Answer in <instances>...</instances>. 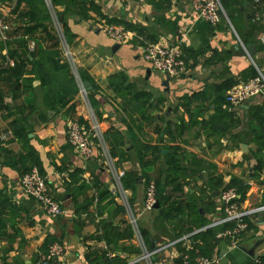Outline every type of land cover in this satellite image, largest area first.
I'll use <instances>...</instances> for the list:
<instances>
[{
	"label": "crops",
	"instance_id": "obj_1",
	"mask_svg": "<svg viewBox=\"0 0 264 264\" xmlns=\"http://www.w3.org/2000/svg\"><path fill=\"white\" fill-rule=\"evenodd\" d=\"M179 1L86 0L83 13L78 5L65 12L62 4L55 6L78 75L82 81L89 79L86 100L79 88L67 96L69 104L75 102L72 111H66L69 104L62 107L45 95L33 73L24 74L15 93L0 77V264H40L54 243L61 246L52 258L55 264H138L133 262L143 249L152 251L185 235L156 252L152 264H180L184 253L212 257V264L264 260V209H259L264 206V93L236 106L225 100L230 87L264 66V30H252L256 24L264 28V23L255 16L253 0H221L229 23L220 18L213 26L195 21L190 2ZM15 4L0 0V24L8 26L4 38L0 35V69L14 63L5 42L16 38L14 21L28 9L21 2L13 13ZM49 15L63 56L60 34ZM105 24L132 31L133 38L118 43ZM43 36L40 29L33 32L26 41L28 50L20 48L27 51L23 56L31 58L29 43ZM138 37L177 45L185 61L183 75L170 78L152 69L136 45ZM236 43L241 49V43L254 44L253 54H238ZM42 46L50 48L52 41L43 40ZM120 74L130 89L116 93L108 81ZM29 78H34L32 83ZM71 119H82L84 128L98 125L102 139L91 137L88 158L67 140ZM176 148L181 154L174 153ZM172 156L179 158L178 167L170 165ZM28 167L44 178L62 215L48 216L39 202L22 194L20 173ZM122 177L130 180L128 186ZM175 179L181 181L178 191L173 189ZM146 180L156 183L160 197L188 203L183 209L188 216L170 212L164 219L161 210L170 204L164 199H157L158 208L143 209ZM229 181L232 186H226ZM240 184L246 186L238 200L245 228L234 234L233 245L222 234L236 222L225 221L219 195L225 186L236 189ZM102 191H107L104 198ZM105 223L130 234L112 235L109 241ZM207 228L213 238L204 247L196 234Z\"/></svg>",
	"mask_w": 264,
	"mask_h": 264
},
{
	"label": "built area",
	"instance_id": "obj_2",
	"mask_svg": "<svg viewBox=\"0 0 264 264\" xmlns=\"http://www.w3.org/2000/svg\"><path fill=\"white\" fill-rule=\"evenodd\" d=\"M49 12L52 14L54 19V24L56 29L60 34V39L63 45V56L69 62L74 74L79 93L84 100L87 97V90L83 84V81L78 75L75 68L73 58L66 45V41L62 33H60V25L55 16L54 6L51 0H44ZM190 9L195 21H202L211 26L216 25L220 18H224L226 22L229 23L228 18L222 8L220 0H190ZM254 7L256 9L255 16L264 23V1L263 0H253ZM8 29L6 24H0V35L4 38V31ZM104 30L107 34L116 42H128L133 38L134 33L132 31L126 30L119 25L105 24ZM261 41L264 43V31L261 34ZM136 45L141 47L142 56L148 65L167 77H177L183 75L185 72V61L182 58L181 50L177 45H166L161 43H151L141 37H138ZM34 42L29 43V47L33 48ZM241 47L244 52L247 53L245 45L241 43ZM256 73L251 78L230 87L225 93V100L229 104L236 106L249 99L250 97L257 95L259 93H264V66H256ZM66 137L68 142L79 151V153L88 158L92 153L91 137H95L101 140L100 130L98 125L93 122L87 128H84L77 120L71 119L67 123ZM123 175L121 171L118 173V178ZM19 186L23 195L35 199L40 203L45 213L50 217H56L62 215L64 210L61 208L59 203L52 198L47 190V186L44 178L40 175L35 167H32L28 172H25L20 176ZM220 200L222 202V210L225 214V221H234L236 226L233 229H226L222 235H227L230 237L232 244H235L234 234L238 233L245 228V224L242 222L241 218L244 216V211L239 207L238 194L236 189L233 187H225L220 192ZM127 203V201H124ZM157 202L155 183L150 181L145 188L144 198H143V209L153 210L154 205ZM128 204V203H127ZM259 209H264L261 206ZM131 213V212H130ZM131 222L135 223V218L132 213L130 214ZM188 236L185 235L180 239H175L167 243L161 244L156 249L152 251L143 249L139 256L134 260L133 263L138 264H152L151 257L155 255L156 252L166 249L169 246H174L181 239H186ZM61 252V246L57 243L51 245L49 253L45 256L44 260L40 264H55L52 261L53 256L58 255ZM216 259L208 256H190L189 253H184L181 256L180 264H212ZM129 264V263H128ZM132 264V263H130ZM255 264H264V260L257 258Z\"/></svg>",
	"mask_w": 264,
	"mask_h": 264
},
{
	"label": "trees",
	"instance_id": "obj_3",
	"mask_svg": "<svg viewBox=\"0 0 264 264\" xmlns=\"http://www.w3.org/2000/svg\"><path fill=\"white\" fill-rule=\"evenodd\" d=\"M221 1V0H220ZM21 2H24L28 9L22 13L17 14V20H15V27L13 32L15 35L17 34L16 38L12 41H6L5 45L7 46V50L9 53V56L14 60V63L12 65H7L5 68L0 69V77L9 85L10 91L12 93H15L19 90L21 87V82L23 81L24 74H34L33 77H37L40 79V84L42 87L45 88V95L55 97L56 101L60 104V106L64 107L66 104H69V97L68 95L72 94L75 90L78 91V84L73 78V74L71 72V67L69 62L62 56L61 50L58 46V36L55 32V29L52 26V21L49 15V12L45 5H43V2L41 0H16V4L13 8V13H17V8ZM39 3L42 4V8L39 7ZM52 5H63L64 10L63 12L67 11L71 6L78 5L80 7L81 12L83 13L87 8L84 7L86 0H51ZM224 5V4H223ZM90 8H92V3H89ZM85 17L84 15H82ZM59 23L61 24V20L59 19ZM130 27V26H127ZM37 29H40L44 36L41 38V40H34V47L31 51H29L31 58H28L26 56H23V53L21 52L20 48L24 47L28 50L26 41L27 38H33L32 33L35 32ZM141 30V29H140ZM252 30L256 31H263L264 28L260 25H255L252 27ZM63 35L65 37V40H68L66 30H62ZM140 32H143L142 30ZM254 32V33H255ZM49 40L52 41V46L50 48L43 47L42 41ZM11 44H14L13 47H10ZM61 56L63 58H61ZM30 65V69H27V66ZM80 75V74H79ZM255 75L254 74L252 76ZM82 78V75H80ZM121 78V79H118ZM124 76L122 74L111 76L109 77L108 86L114 90V92L117 93L118 89H130V87H127L124 85L123 80ZM34 78H29L28 81L32 83V80ZM83 79V78H82ZM89 80L88 78H86ZM116 79H118L116 81ZM116 81V82H115ZM93 89L97 92L100 91L99 88L93 87ZM0 99H3V94L0 92ZM75 102H72L69 104V106L66 108V111H72V108L74 107ZM80 124H84V121L82 119L78 120ZM15 133L17 136H20L19 130H16ZM264 144V139H263ZM174 153L179 155L181 154L180 150L176 148L174 150ZM178 157L172 156L170 158V165L172 167H178ZM31 167H28L24 171H22L20 174L29 171ZM123 178V177H122ZM121 178V182L123 186H128L130 184V180L128 178ZM149 180H146V186L148 185ZM155 183V182H154ZM156 184V183H155ZM173 189L179 190L181 188V181H178L175 179L173 182ZM157 185H155V189ZM226 186H232V182L229 181V183ZM225 186V187H226ZM237 194H239L238 200L240 201L243 199L246 191V186L243 184L237 185L236 188ZM107 196V191H102L101 198H104ZM156 198L161 202L163 201L164 197H160L156 192ZM167 200L169 204V207L164 211L161 210L162 217L167 218L168 214L170 212H174L175 216L178 215H186L188 216L189 213L184 214L183 209L185 207H189L188 203H182V202H176V201H170L168 197L164 199V201ZM87 206H85L86 208ZM104 237L111 241L113 240L110 236H114V238H121L124 236H129L130 232L129 230H124L122 232L117 231V229L112 228L108 224H104ZM116 232L115 234L112 232ZM199 238L203 242V246L207 247V245H210L208 242V237L213 238L212 229H205L204 231L199 232L198 234ZM50 239L47 240V243L45 241V245L50 243Z\"/></svg>",
	"mask_w": 264,
	"mask_h": 264
},
{
	"label": "water",
	"instance_id": "obj_4",
	"mask_svg": "<svg viewBox=\"0 0 264 264\" xmlns=\"http://www.w3.org/2000/svg\"><path fill=\"white\" fill-rule=\"evenodd\" d=\"M189 2V0H180L179 1V5H183V4H186V3H188ZM245 47H246V50L248 51V53L249 54H253V52H254V44H247V45H245ZM234 48L237 50V49H239L240 48V46H239V43H236L235 45H234ZM22 52H23V54L24 55H26L27 54V51L25 50V49H22ZM241 53H243V49H239V51H238V54H241ZM29 58H30V56H28ZM83 84H84V86L86 87V88H90V86H89V82L87 81V80H85V81H83ZM154 207L155 208H158L159 207V203H158V201L155 203V205H154ZM251 254V253H250Z\"/></svg>",
	"mask_w": 264,
	"mask_h": 264
}]
</instances>
